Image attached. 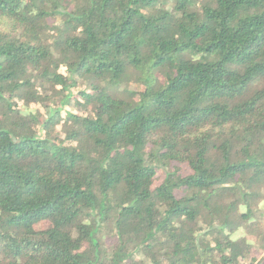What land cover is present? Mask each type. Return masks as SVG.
<instances>
[{"label":"trees","instance_id":"obj_1","mask_svg":"<svg viewBox=\"0 0 264 264\" xmlns=\"http://www.w3.org/2000/svg\"><path fill=\"white\" fill-rule=\"evenodd\" d=\"M138 261L264 264V0H0V264Z\"/></svg>","mask_w":264,"mask_h":264},{"label":"rangeland","instance_id":"obj_2","mask_svg":"<svg viewBox=\"0 0 264 264\" xmlns=\"http://www.w3.org/2000/svg\"><path fill=\"white\" fill-rule=\"evenodd\" d=\"M48 226V223L47 222H44V223H40L37 225V227L41 228V227H46ZM144 262H141V261H138L136 262V264H143Z\"/></svg>","mask_w":264,"mask_h":264}]
</instances>
